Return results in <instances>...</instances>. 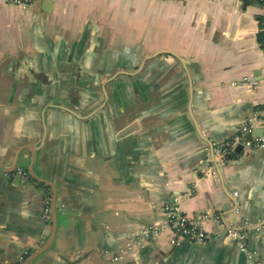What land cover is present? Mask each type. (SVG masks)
Segmentation results:
<instances>
[{
	"label": "crops",
	"instance_id": "obj_1",
	"mask_svg": "<svg viewBox=\"0 0 264 264\" xmlns=\"http://www.w3.org/2000/svg\"><path fill=\"white\" fill-rule=\"evenodd\" d=\"M262 17L249 0H0V264L51 234L42 189L6 172L28 147L55 227L26 264H264V144L209 161L243 127L264 135ZM174 202L203 243L172 234Z\"/></svg>",
	"mask_w": 264,
	"mask_h": 264
},
{
	"label": "built area",
	"instance_id": "obj_2",
	"mask_svg": "<svg viewBox=\"0 0 264 264\" xmlns=\"http://www.w3.org/2000/svg\"><path fill=\"white\" fill-rule=\"evenodd\" d=\"M7 4L17 5L21 8H26L31 4L32 0H3ZM256 1L264 4V0H249ZM260 36L262 43H264V17H262L260 25ZM254 118L264 120V106L257 107L253 111ZM249 129L243 127V130L238 134H234L225 140L217 142L213 145V152L217 157L218 161L223 164L229 160L230 156L234 152L236 146L241 145L243 147L250 146H261L264 144V135L261 137H255L247 139L245 133ZM17 174H22L20 169H16ZM166 220L171 228L172 234L175 237H181L190 242L203 243L207 238L208 234L199 226L196 222L190 221L184 214L179 210L177 204L172 203L171 205L165 206L164 208ZM218 217V216H217ZM226 235L234 240L241 251L246 250L245 245V233L242 230L234 228L230 223L224 225Z\"/></svg>",
	"mask_w": 264,
	"mask_h": 264
},
{
	"label": "water",
	"instance_id": "obj_3",
	"mask_svg": "<svg viewBox=\"0 0 264 264\" xmlns=\"http://www.w3.org/2000/svg\"><path fill=\"white\" fill-rule=\"evenodd\" d=\"M246 138H247V139H250V134H247V135H246ZM28 149H29V151H30V153H31V164H30V166H29V168H28V171H29L31 177L34 178L35 180H38L39 182H42V183H44V184H47L48 186L51 187V185H50L49 182H47L46 180H43V179L39 178V177L34 173V171H33V169H32V163H33V159H34V149H33V148H29V147H28ZM241 149H242V146H241V145H238V146L235 147L234 151H235V152H240ZM18 153H19V151H18ZM18 153L16 154L15 159H14V161H13V163H12V167L9 168V169H6V172H13L14 170H16V169L18 168V167H16V161H17ZM209 161H210L212 164L216 165V167H217V166H221V165H220L221 163H219L217 157L215 156V154H214V152H213V145H212V144H210ZM0 165H1V164H0ZM222 165H223V164H222ZM52 191H53V189H52ZM50 207H51V221H50V223H51V234L49 235V237H48V239L46 240V242H45V243H44L39 249L33 251L30 255H28V256H27V257L21 262V264H26L31 258H33L34 256H36L37 254H39L40 252H42L47 246H49V244H50V242H51V239H52V238H51V237H52V233H53V230H54V227H55L54 195H53V194H52V198H51V204H50ZM240 230H241V229H240ZM176 238H178V237H176Z\"/></svg>",
	"mask_w": 264,
	"mask_h": 264
},
{
	"label": "flooded vegetation",
	"instance_id": "obj_4",
	"mask_svg": "<svg viewBox=\"0 0 264 264\" xmlns=\"http://www.w3.org/2000/svg\"><path fill=\"white\" fill-rule=\"evenodd\" d=\"M28 150H29V149H28ZM29 153H30V151H29ZM34 155H35V150H34ZM30 156H31V153H30ZM30 158H31V157H30ZM33 161H34V159H33ZM30 164H31V162L29 163L28 166H18V169L21 170V173H22V174H17V173L15 172V170H14L13 172L10 173V176H12V177H17L18 179H21L22 181H26V182L32 183V184H34L36 187L42 189V191H43V200H42V202H43V208H42V211H43V212H42V213H43V217L45 218V221H46L47 223H48V222L50 223V221H51V207H50V204H51L52 194L54 195V199H55V190H54L52 184H51L48 180H46V179L40 177V176L35 172L34 167H33V163H32V169H33L34 173H35L39 178H41V179L46 180L47 182H49L50 185H51V187L48 186L47 184H44V183H42V182H39L38 180H35L34 178L31 177V175H30V173H29V171H28V168H29ZM52 189H53V191H52ZM54 205H55V201H54ZM54 210H55V208H54Z\"/></svg>",
	"mask_w": 264,
	"mask_h": 264
},
{
	"label": "trees",
	"instance_id": "obj_5",
	"mask_svg": "<svg viewBox=\"0 0 264 264\" xmlns=\"http://www.w3.org/2000/svg\"><path fill=\"white\" fill-rule=\"evenodd\" d=\"M233 154V153H232ZM231 157V156H230Z\"/></svg>",
	"mask_w": 264,
	"mask_h": 264
}]
</instances>
